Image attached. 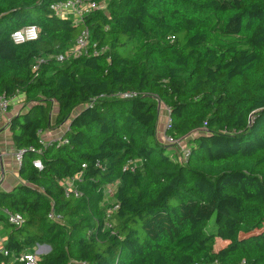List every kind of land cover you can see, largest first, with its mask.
Listing matches in <instances>:
<instances>
[{
    "label": "trees",
    "instance_id": "obj_1",
    "mask_svg": "<svg viewBox=\"0 0 264 264\" xmlns=\"http://www.w3.org/2000/svg\"><path fill=\"white\" fill-rule=\"evenodd\" d=\"M65 1L0 0V99L23 96L0 264H264V0Z\"/></svg>",
    "mask_w": 264,
    "mask_h": 264
},
{
    "label": "built area",
    "instance_id": "obj_2",
    "mask_svg": "<svg viewBox=\"0 0 264 264\" xmlns=\"http://www.w3.org/2000/svg\"><path fill=\"white\" fill-rule=\"evenodd\" d=\"M98 8L105 9L106 8L105 2H100L98 4L90 0H87V1L86 0H68L65 2H59V3L52 5V10L59 17L61 18L72 17V19H74L75 22L82 21L85 15L89 14L93 9H98ZM89 37H90L89 30L84 29L82 33L80 34V36L77 38L75 48L71 50L70 52H68V54L66 55H60L59 60L64 61L68 58L79 57L82 54V52L86 49L88 45ZM38 38H39V30L36 26L25 27L21 30L16 31L12 35V40L15 44H24L27 42H32V41L37 40ZM123 97L131 98L133 96L127 94V95H124ZM11 102L12 100L10 101L3 97L0 99V122L2 118L4 117V115L6 114V112L8 111V109L10 108ZM169 126H170V119L168 120L167 128H169ZM166 139L169 144L178 143L171 137H167ZM182 152H183V156L187 157L188 151L185 152L184 150ZM15 158L18 161V163H20L23 159V152L17 151V153L15 154ZM1 160H2V153L0 152V161ZM34 165L35 167L42 169V164L40 161L35 162ZM112 191L113 189L111 187L107 189L108 194H112ZM75 193L77 197L80 196L77 192ZM5 213L8 216L10 223L16 226H22L23 219L21 216L10 214L8 211H5ZM3 250H4V241L0 242V251H3ZM4 252L6 255L8 254V252L6 251ZM21 260L24 261L26 264H38L37 254L36 255L25 254Z\"/></svg>",
    "mask_w": 264,
    "mask_h": 264
},
{
    "label": "crops",
    "instance_id": "obj_3",
    "mask_svg": "<svg viewBox=\"0 0 264 264\" xmlns=\"http://www.w3.org/2000/svg\"><path fill=\"white\" fill-rule=\"evenodd\" d=\"M19 108L20 107L18 105L11 107V109L6 112L0 123V152L2 153V160L0 161V190L10 191L21 182L18 176L20 164L15 158L17 149L13 146L12 141L10 144L8 136L9 132L6 130L10 120L20 110ZM3 123L5 124L4 128L1 127V124ZM47 137L52 140L54 139V134L49 133ZM14 163H18L17 171L14 170ZM1 228L2 227H0V242H3L7 237L6 235H2L3 231Z\"/></svg>",
    "mask_w": 264,
    "mask_h": 264
},
{
    "label": "rangeland",
    "instance_id": "obj_4",
    "mask_svg": "<svg viewBox=\"0 0 264 264\" xmlns=\"http://www.w3.org/2000/svg\"><path fill=\"white\" fill-rule=\"evenodd\" d=\"M240 45H242V46H244L245 44L244 43H240ZM23 101V96H18L17 98H15L11 103H13L12 104V107L13 106H16V105H18L20 102H22ZM166 115H167V112H166V110L163 108V109H161V111H160V118H159V135H162V133H163V126H164V124L166 123V120H167V118H166ZM1 123V122H0ZM1 127H5V124L3 123V124H1ZM2 129V128H1ZM9 136V140H10V144H11V135L9 134L8 135ZM181 147V149L184 147V146H180ZM180 147H176L177 148V150L179 151L180 150ZM175 149V148H174ZM173 149V150H174ZM170 150H172V148L170 149ZM185 150V152L187 151V149H183L182 151H184ZM183 153V152H182ZM181 152H180V154H179V160H181L184 156H183V154H182ZM17 161V160H16ZM15 161V162H16ZM18 162V161H17ZM14 170L15 171H17V169H18V163H14ZM67 187L68 188H70V189H72L73 188V186H72V184H71V182H68L67 183ZM74 189V188H73ZM215 222V217L211 220V224H213ZM221 245H223V244H219V246H221ZM50 249H51V247H50ZM50 250L47 248V247H38V249H37V252H40V253H43V254H46V253H48Z\"/></svg>",
    "mask_w": 264,
    "mask_h": 264
},
{
    "label": "water",
    "instance_id": "obj_5",
    "mask_svg": "<svg viewBox=\"0 0 264 264\" xmlns=\"http://www.w3.org/2000/svg\"><path fill=\"white\" fill-rule=\"evenodd\" d=\"M43 247H44V246H43ZM45 247H47L49 250H51L49 246H45Z\"/></svg>",
    "mask_w": 264,
    "mask_h": 264
}]
</instances>
